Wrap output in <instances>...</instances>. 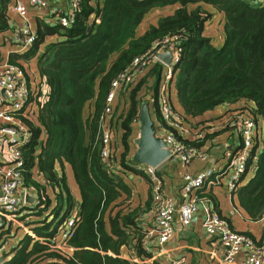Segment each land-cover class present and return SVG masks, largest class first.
<instances>
[{
  "label": "trees",
  "instance_id": "trees-1",
  "mask_svg": "<svg viewBox=\"0 0 264 264\" xmlns=\"http://www.w3.org/2000/svg\"><path fill=\"white\" fill-rule=\"evenodd\" d=\"M7 3L0 0V33L10 29ZM165 8L174 10L139 34L146 15ZM217 14L224 22L221 46L205 35L208 22ZM74 16L75 22L67 27L39 20L34 43L19 56L24 60L36 56L38 80L33 96L42 97L34 115L22 118L29 135L20 148L23 186L34 188L36 196L22 207L28 215H17L33 220L29 225H33L30 231L34 236L23 230L24 236L3 249L0 264H139L135 257L151 256L144 245L148 226L139 220L141 206L128 202L131 190L123 176L131 170L147 178L130 166L128 157L132 124L148 102L147 93L152 96L158 126L200 152L207 141L226 133L228 137L239 134L231 123L237 116L254 120V146L234 193L249 219L262 220L264 0H79ZM49 36L56 39L46 42L40 51ZM166 37H177L175 49L179 52L173 67L172 106L182 116L183 125L191 132L203 131V137L197 136L198 132L190 138L180 136L161 119L157 99L163 69L160 63L149 66L139 77L131 71L134 57L147 53L153 43ZM9 62L21 66L16 60ZM124 72L129 81L120 92L129 103L105 122L113 135L117 132L120 147L115 152L112 142V163L107 165L101 156V118L111 83ZM43 83L48 87L45 94L40 87ZM219 106L225 107L221 115L206 118V113ZM199 117L204 118L197 121ZM218 124L219 130L214 129ZM65 164L72 169L79 200L71 193ZM250 171L251 177L243 184ZM75 204L79 205L78 222L66 241L71 251L63 252L53 247L51 239ZM18 216L10 228L0 229V248L17 234L22 223ZM53 221L56 224L51 226Z\"/></svg>",
  "mask_w": 264,
  "mask_h": 264
},
{
  "label": "built area",
  "instance_id": "built-area-1",
  "mask_svg": "<svg viewBox=\"0 0 264 264\" xmlns=\"http://www.w3.org/2000/svg\"><path fill=\"white\" fill-rule=\"evenodd\" d=\"M50 0H15L12 10L23 20L22 26L10 27L9 36L6 40L19 45L21 50L29 48L35 41V30L28 24L29 8L48 10L49 20L67 27L75 22L74 8L78 6L79 0H69L65 8L53 7ZM177 37L164 38L153 43L151 49L142 55L133 58L131 71L134 77L143 75L144 71L155 63L163 67L160 84L157 90V99L161 119L176 129L180 134L187 131L183 125V118L175 111L171 103V84L173 78V67L179 60V52L175 49ZM25 49V50H26ZM169 50L172 54L173 65L169 66L161 62L158 55ZM127 73H121L111 83V89L106 97V107L101 118V156L107 165L112 163V131L105 123L114 113V102L118 93L127 83ZM35 90L31 88L30 77L24 67L9 61L0 63V139L4 143L5 151L9 157L6 163H0V229L10 228L17 218V214L27 212L21 210L28 202V188L23 186L22 172L20 167L23 157L21 146L28 138L27 125L22 121L23 117L34 115L37 110L39 97L33 96ZM37 99V100H36ZM36 100V101H35ZM243 139L241 149L230 159V163L220 171L227 177V188L234 192L240 179L247 171V161L254 146V136L257 131L253 119L245 116H237L231 121ZM155 127L156 135L161 137L168 151L167 160H180L188 164L194 159H206V154L200 152L196 147L184 145L174 134L165 129L159 130ZM159 128L162 129V126ZM149 179L151 190V201L153 216L145 235L144 245L148 240L156 238L157 246L161 248L174 233L175 218L184 226H189L199 207H204L203 228L207 235L217 239L224 253V261L233 264L239 256H243L244 264H264V237L261 241L255 240L245 233L232 228L229 221L219 215L212 208L207 199H204L196 191L219 183V179L212 180L215 170L207 168L199 174L184 172L182 174L181 194L182 202L176 205L163 189V182L158 174V166L152 167L141 165L139 168ZM79 205L75 204L71 213L64 220L57 235L51 239L55 248L63 252L71 251L66 241L72 236L78 222ZM26 233L32 234L30 229L24 228ZM168 264H184L179 259H170Z\"/></svg>",
  "mask_w": 264,
  "mask_h": 264
},
{
  "label": "crops",
  "instance_id": "crops-1",
  "mask_svg": "<svg viewBox=\"0 0 264 264\" xmlns=\"http://www.w3.org/2000/svg\"><path fill=\"white\" fill-rule=\"evenodd\" d=\"M50 5L53 7L58 8H65L69 4V0H50ZM100 1V0H99ZM15 3V0H8L7 8H6V17L7 22L9 23V27H18L22 26L23 20L12 10V7ZM206 9L212 11L214 14L216 12L213 8L209 5H206ZM174 8H165V9H158L155 11L150 12L146 15L143 19V22L138 27L139 34H142L150 24H156L159 17L171 14ZM49 12L48 10L36 9V8H29L28 11V24L36 30L37 22L44 21L46 23H51V20H44L48 17ZM45 17V18H44ZM224 22L223 16L221 14H217L213 17L211 21L208 22L205 30V35L210 36L213 40V43L217 46H221L224 42ZM5 37L10 38L9 31L6 30L0 33V63L3 61H9L11 59L16 60L24 67L27 74L30 77L31 88L34 90L36 89L35 83L38 80V70H37V58L36 56L24 60L20 55L26 51L25 49L18 48V46L13 45L14 43L9 39L6 40ZM51 38V39H50ZM50 40H55L56 38L53 36H49L46 38L44 44H42L39 48L40 51L43 50L45 43ZM10 44V46H9ZM6 54V55H5ZM163 68V67H162ZM30 73H32L30 75ZM161 80V79H160ZM159 80V83H160ZM41 91L43 94L47 93L48 87L43 83L41 86ZM158 90V87H157ZM171 100L174 99V81L171 84L170 89ZM147 100L150 106L149 94L147 93ZM39 100H42V97H39ZM128 97L126 94H122L121 92L118 93L113 109L116 111L117 114H120L121 110H125L128 107ZM121 106V110H119L118 106ZM151 108V107H150ZM225 107L223 110L219 112L217 108L214 111H210L206 113V118H214L221 115L224 112ZM151 117L154 121V126L158 127L159 130H167L165 127L162 126V129L159 128L157 123V118H155V110L150 109ZM154 115V116H153ZM160 115V113H159ZM204 117H199L196 120L200 121ZM159 119V118H158ZM136 123V122H134ZM133 123V124H134ZM139 126V125H137ZM138 128V127H137ZM187 131L180 136L184 137H193L198 132L197 136L203 137L204 132L200 131L199 129L194 130L191 132L188 127ZM220 126L215 125L214 129L219 130ZM133 131V130H132ZM131 131V134H132ZM200 131V132H199ZM213 131V129H212ZM137 132V133H136ZM135 136H133L131 143L132 146L129 147L128 157H132L136 145L134 140L139 135V130H135ZM194 133V134H193ZM238 135V137H237ZM241 136L236 133V135H232L228 137L227 133L221 136L214 138L211 141H207L205 146L200 148L201 152L206 154V159H194L192 162L183 164L180 160H165L158 166V174L162 179L163 182V189L167 193V195L173 200V203L178 205L182 202L180 197L181 194V184H182V174L184 172H190L193 174H199L206 170L207 168H213L216 173H214L212 180L219 179V183H216L211 186H206L205 188L196 191L198 196L207 199L209 203L212 205V208L215 212L219 215L226 218L229 223L231 224L232 228L238 232L245 233L250 237L254 238L255 240L261 241L264 237V218L259 221H253L249 219V217L241 210L239 198L237 192H229L228 188L225 186L224 175L220 172L222 171L226 165L224 159H228L232 157L235 152H237L238 148L241 144ZM117 141V140H116ZM113 140L115 144V152L119 151V143ZM9 161V157L5 151L4 143L2 139H0V163H6ZM115 164V162H113ZM230 161L228 162V164ZM224 165V166H223ZM57 171H60L58 164L56 165ZM251 172L247 174L249 178L251 177ZM64 173L67 177V182L70 187L72 195L75 199H80V194L78 187L74 181L73 172L71 167L68 164L64 165ZM248 176L243 181L245 184L248 181ZM130 178V176H129ZM128 186L131 190V195L129 197L128 202H131L133 207L140 205L141 206V213L139 215V220L142 223L150 224L153 216L152 211V201L150 198V183L143 176L142 174H138L136 178L128 179L125 178ZM241 184V185H243ZM48 193L51 195L50 189H47ZM29 193V200L32 201L35 199L36 193L34 188H28ZM52 197V196H51ZM203 215H204V207L201 205L199 207L198 212L195 214L192 223L184 227L179 222L178 219L175 218L174 221V233L171 238L163 244L161 248L157 246V239H150L147 242L149 246L151 256L145 259H139L137 257L134 258L136 262L139 264H168L170 259H179L184 264H228L224 261V253L222 247L217 239L207 235L205 229L203 228ZM29 218V217H27ZM30 229V228H28ZM24 230V229H23ZM18 239L12 240V244L16 243ZM10 240L7 241L4 247L0 249H4L9 245ZM3 251V250H2ZM0 251V254L1 252ZM10 257V256H8ZM243 256H239L238 259L233 264H244L243 263Z\"/></svg>",
  "mask_w": 264,
  "mask_h": 264
},
{
  "label": "water",
  "instance_id": "water-1",
  "mask_svg": "<svg viewBox=\"0 0 264 264\" xmlns=\"http://www.w3.org/2000/svg\"><path fill=\"white\" fill-rule=\"evenodd\" d=\"M161 62L166 65H173L172 54L169 50L158 55ZM139 135L134 140L136 149L131 157L132 162L152 167L159 166L168 158V151L165 149L166 144L162 138L156 135L154 121L151 117L149 103L146 102L141 106L138 116ZM26 200L31 203L32 200Z\"/></svg>",
  "mask_w": 264,
  "mask_h": 264
},
{
  "label": "rangeland",
  "instance_id": "rangeland-1",
  "mask_svg": "<svg viewBox=\"0 0 264 264\" xmlns=\"http://www.w3.org/2000/svg\"><path fill=\"white\" fill-rule=\"evenodd\" d=\"M45 17H48V18H46V19H44V20H49V16H45ZM44 17V18H45ZM47 22V21H46ZM51 39V38H50ZM50 39H48V41H50ZM47 41V42H48ZM13 45H15V44H13ZM9 46H10V44H9ZM16 46H18V48H20V46L19 45H16ZM6 55V54H5ZM32 73H30V75H31ZM149 100H150V109H152V107H153V99H152V96L150 97L149 96ZM119 107V110H121L122 108H121V106L119 105L118 106ZM217 110L219 111V112H221L222 110H223V107L222 106H219V107H217ZM122 111V110H121ZM154 116V115H153ZM137 125H139V123H138V121L136 122V123H134V124H132V134L130 135V137H129V147H131L132 146V143H131V140H132V138H133V136H135V134L137 133H135V130L136 129H138L137 127ZM237 137H238V135H237ZM112 140H114V141H118V134H117V132H114V135H112ZM116 141V142H117ZM231 158V157H230ZM229 158V159H230ZM229 159H228V161H227V159H224V162H226L224 165H227L228 164V162H229ZM130 163V166H133V167H135V168H140V166H141V164H139V163H134V162H129ZM223 165V166H224ZM121 174H123V173H121ZM138 174L137 173H135V172H133V171H131V170H126V174L125 175H123L125 178L127 177L129 180L130 179H133V178H136V176H137ZM129 176H130V178H129ZM248 178H249V176H248ZM224 180H225V186L227 187V177H225L224 178ZM65 207H66V204L65 203H63V206H62V210H63V212H64V210H65ZM22 210V209H21ZM62 212V213H63ZM23 215H28L27 214V212H25V214H24V212L22 213ZM18 218H19V222L21 223L20 224V227L19 228H17V234H15L14 236L12 235L11 237H9V238H11V241L12 240H15V239H20L22 236H24V234H26L25 232H23V229L24 228H31V227H33V225H29V222H30V224H32L31 223V221H33V220H31V218H27V217H20V216H18ZM48 220H50V219H48ZM51 223V222H50ZM56 224V221H53V225H52V223H51V226H54ZM33 235V234H32ZM34 236V235H33ZM7 239V238H6ZM4 240V238H2V241ZM3 249H0V251H2Z\"/></svg>",
  "mask_w": 264,
  "mask_h": 264
}]
</instances>
